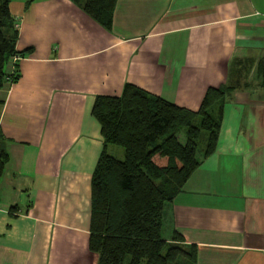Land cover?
<instances>
[{"label": "crops", "instance_id": "0c3cea01", "mask_svg": "<svg viewBox=\"0 0 264 264\" xmlns=\"http://www.w3.org/2000/svg\"><path fill=\"white\" fill-rule=\"evenodd\" d=\"M8 8L23 56L0 87V264H95L90 108L125 83L190 110L207 87L234 86L163 232L194 245V264H264V0H115L109 27L72 0Z\"/></svg>", "mask_w": 264, "mask_h": 264}, {"label": "trees", "instance_id": "16d2710c", "mask_svg": "<svg viewBox=\"0 0 264 264\" xmlns=\"http://www.w3.org/2000/svg\"><path fill=\"white\" fill-rule=\"evenodd\" d=\"M72 1L109 27L115 0ZM9 2L0 0V87L7 76L16 77L15 69L5 72L10 56H23L14 48ZM233 89L231 84L207 87L196 110L130 83L119 95L94 98L90 113L99 126L101 149L90 177L88 249L95 264L195 263L194 245L183 243L176 231L164 235V209L215 150L223 104ZM113 146L121 148V158ZM7 158L0 133V175Z\"/></svg>", "mask_w": 264, "mask_h": 264}, {"label": "built area", "instance_id": "2783aa9c", "mask_svg": "<svg viewBox=\"0 0 264 264\" xmlns=\"http://www.w3.org/2000/svg\"><path fill=\"white\" fill-rule=\"evenodd\" d=\"M15 25V24H14ZM19 58V55L17 54H14V55H11L10 56V59H9V64H10V72L9 74H13V64L15 63V61ZM10 77L11 76H7L5 79L7 82H11L10 80Z\"/></svg>", "mask_w": 264, "mask_h": 264}, {"label": "rangeland", "instance_id": "374dc122", "mask_svg": "<svg viewBox=\"0 0 264 264\" xmlns=\"http://www.w3.org/2000/svg\"><path fill=\"white\" fill-rule=\"evenodd\" d=\"M200 146H201V144H200ZM113 147H115V149H117V150H116V152H115V155H116V154L118 155V157H117V158H121V157H122V156H121V153H120V154H119V153H117V151H122V150H121V148H120V147H118V146H113ZM117 155H116V156H117Z\"/></svg>", "mask_w": 264, "mask_h": 264}]
</instances>
